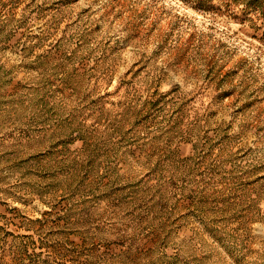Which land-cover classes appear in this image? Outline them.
Listing matches in <instances>:
<instances>
[{"label":"rangeland","instance_id":"rangeland-1","mask_svg":"<svg viewBox=\"0 0 264 264\" xmlns=\"http://www.w3.org/2000/svg\"><path fill=\"white\" fill-rule=\"evenodd\" d=\"M0 264H264V0H0Z\"/></svg>","mask_w":264,"mask_h":264}]
</instances>
